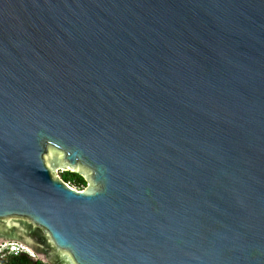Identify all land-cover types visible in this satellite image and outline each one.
<instances>
[{"label":"water","instance_id":"obj_1","mask_svg":"<svg viewBox=\"0 0 264 264\" xmlns=\"http://www.w3.org/2000/svg\"><path fill=\"white\" fill-rule=\"evenodd\" d=\"M11 244L45 264H264V0H0Z\"/></svg>","mask_w":264,"mask_h":264},{"label":"trees","instance_id":"obj_2","mask_svg":"<svg viewBox=\"0 0 264 264\" xmlns=\"http://www.w3.org/2000/svg\"><path fill=\"white\" fill-rule=\"evenodd\" d=\"M62 180L70 185L72 188H76L79 191H83L87 187L85 180L76 174L61 173ZM0 264H45L34 258L27 253H21L20 255H12L7 252L4 255H0Z\"/></svg>","mask_w":264,"mask_h":264},{"label":"built area","instance_id":"obj_3","mask_svg":"<svg viewBox=\"0 0 264 264\" xmlns=\"http://www.w3.org/2000/svg\"><path fill=\"white\" fill-rule=\"evenodd\" d=\"M70 186V185H69ZM12 254V255H20L21 253H27L29 254L32 258H34L33 254L30 253L26 248L21 247L19 245L11 244V245H6L3 248V251L0 253V255H4V253Z\"/></svg>","mask_w":264,"mask_h":264},{"label":"rangeland","instance_id":"obj_4","mask_svg":"<svg viewBox=\"0 0 264 264\" xmlns=\"http://www.w3.org/2000/svg\"><path fill=\"white\" fill-rule=\"evenodd\" d=\"M75 189H76V188H75ZM5 246H6V245L0 247V253L3 251V248H4Z\"/></svg>","mask_w":264,"mask_h":264}]
</instances>
